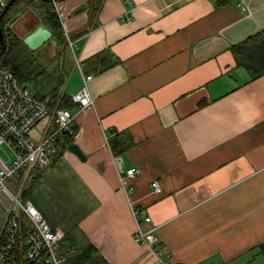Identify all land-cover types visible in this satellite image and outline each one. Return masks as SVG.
<instances>
[{"label":"crops","instance_id":"1","mask_svg":"<svg viewBox=\"0 0 264 264\" xmlns=\"http://www.w3.org/2000/svg\"><path fill=\"white\" fill-rule=\"evenodd\" d=\"M35 3L20 28L53 32L34 50L48 64L63 60L57 91L70 96L92 74L95 98L74 118L79 135L33 171L28 198L48 223L75 251L93 244L109 264H264V73L238 63L232 48L264 32V0ZM48 7L73 45L55 36ZM130 167L140 173L123 187ZM147 215L152 245L134 236Z\"/></svg>","mask_w":264,"mask_h":264},{"label":"built area","instance_id":"2","mask_svg":"<svg viewBox=\"0 0 264 264\" xmlns=\"http://www.w3.org/2000/svg\"><path fill=\"white\" fill-rule=\"evenodd\" d=\"M8 1L0 0V10ZM64 34L73 45L68 33ZM92 77V74H85L82 87L69 96L75 110L62 105L53 107L49 96L33 93L0 61V191H6L11 199L0 228V264H19L21 259L40 264L67 263L68 252L61 244L64 231L52 227L30 198H21L24 181L17 191L12 186L17 188L19 172L25 171L27 179L33 170L48 167L62 139H74L79 135L73 121L78 112L95 104L89 86ZM45 120L46 125L32 134ZM126 172L120 176L123 187H126V176L140 173V169L130 167ZM152 184L156 191L161 190L160 181L154 180ZM132 211L137 219L140 207L132 203ZM143 219L137 220L135 239L148 245L159 242L156 227L143 226L151 217L147 215Z\"/></svg>","mask_w":264,"mask_h":264},{"label":"rangeland","instance_id":"3","mask_svg":"<svg viewBox=\"0 0 264 264\" xmlns=\"http://www.w3.org/2000/svg\"><path fill=\"white\" fill-rule=\"evenodd\" d=\"M53 6V2L49 3L43 0H38L39 6ZM37 4L35 0H16L12 7H10L9 11L4 15L3 25L4 29L10 30V34L6 36V44L8 47L7 56L14 57L15 59H21L23 64H26L25 72L27 70H31L30 77H26L24 73L19 75V79L21 82L26 85L33 93L39 96H49L53 99V95L57 89L63 87L66 79V75L62 72L60 67H62V63L59 65V62H63L61 57L58 60V63L48 64L46 60L43 59V54L41 51L34 50L32 46L23 39L24 31L12 29L14 23L22 16L21 12H23L28 7L36 8ZM49 8V7H48ZM33 9V8H32ZM37 11V10H36ZM20 15V16H19ZM19 16V17H18ZM18 17V18H17ZM12 32V33H11ZM15 34V38L12 39V35ZM7 35V34H6ZM60 66V67H59ZM40 71L41 74H38ZM60 90V89H59ZM53 94V95H52ZM57 99L52 103L53 107L62 104L63 96L65 95L63 91H57ZM43 123L40 122L33 130L32 134H37L38 130L42 127ZM34 171V170H33ZM33 171L25 179V171H21L17 174V177L20 179L17 188L12 186V189L17 191L21 184L24 181L23 192L21 194L22 199H27L30 195H32L33 190V182H36L37 177L33 180ZM27 191L25 195L24 192ZM0 228L3 224V221L6 217V207L10 203L11 199L9 195H4L0 197Z\"/></svg>","mask_w":264,"mask_h":264},{"label":"trees","instance_id":"4","mask_svg":"<svg viewBox=\"0 0 264 264\" xmlns=\"http://www.w3.org/2000/svg\"><path fill=\"white\" fill-rule=\"evenodd\" d=\"M43 1L49 3L53 2L49 0H43ZM12 5L10 7H12ZM3 9L0 10V13L3 11ZM7 12H5L4 15ZM46 12L48 14L47 16L48 20H50L56 31L55 36L58 37L64 34L62 33L61 22L56 11L52 8H48ZM4 15L0 19V26L2 27L3 30V36H4L3 41L6 43V36L10 34V30L4 29V25H3ZM14 38H15V34L12 35V39ZM3 41L0 39V61L4 62L7 66H9L13 70V72L17 75L18 78L19 75H21V73L22 74L24 73L26 77H30L31 70H27L26 72L24 71L26 68V64H23L20 58L17 60L14 57L7 56L8 54L7 46L6 49L2 52ZM232 48L236 55L238 63L243 64L245 67L251 70L255 76L264 73V32L256 34L241 43L233 45ZM41 72L42 71H40L38 74H41ZM57 96H58L57 91H55L53 95L52 103L56 101ZM72 103L69 99V96L65 94L62 99V104H63L62 106L71 107ZM72 140H73L72 138L67 139V141L69 142ZM111 142L115 152H118L123 149V147H119V148L117 147V142H115L114 139H112ZM37 170L39 169H35L34 173H36ZM36 175L34 174L33 180H35ZM24 194L25 195L27 194L26 190ZM71 243L72 240L70 239V237H67V235H65L61 244L62 247L65 248L68 252V259L66 264H109L108 261L104 258V256L93 244H88L82 247L81 249L75 251ZM19 264H40V263L32 262L26 259H21Z\"/></svg>","mask_w":264,"mask_h":264},{"label":"water","instance_id":"5","mask_svg":"<svg viewBox=\"0 0 264 264\" xmlns=\"http://www.w3.org/2000/svg\"><path fill=\"white\" fill-rule=\"evenodd\" d=\"M16 0H9L3 11L0 13V19L4 15L5 12L8 11L10 6L15 2ZM49 1H56V0H49ZM53 37V32L44 24H40L37 27L32 30L31 33H29L26 36H23V39L27 41L33 49H35L41 42L46 41L48 38ZM3 30L0 26V39L3 41ZM6 43L3 41V49L2 52L6 49ZM69 148L71 151L76 153L81 159H85L86 155L80 148V146L75 142H71L69 144Z\"/></svg>","mask_w":264,"mask_h":264},{"label":"flooded vegetation","instance_id":"6","mask_svg":"<svg viewBox=\"0 0 264 264\" xmlns=\"http://www.w3.org/2000/svg\"><path fill=\"white\" fill-rule=\"evenodd\" d=\"M18 17H19V16H18ZM18 17H17V18H18ZM22 21H23V17H22V18L20 17V19H18V20L16 21V23L13 24V26L11 25V28H12V29H16V30H18V31H19V30H22V29L20 28V27H21V23H22Z\"/></svg>","mask_w":264,"mask_h":264}]
</instances>
